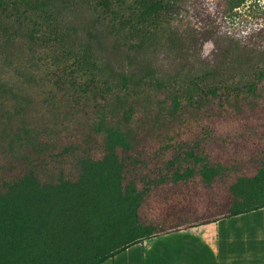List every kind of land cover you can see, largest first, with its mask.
I'll list each match as a JSON object with an SVG mask.
<instances>
[{"label":"trees","instance_id":"16d2710c","mask_svg":"<svg viewBox=\"0 0 264 264\" xmlns=\"http://www.w3.org/2000/svg\"><path fill=\"white\" fill-rule=\"evenodd\" d=\"M258 1L224 0L229 11ZM76 2L88 6L100 29L82 28L88 40L65 27V4L52 10L39 0H0L1 49L19 31L43 48L26 62L0 66V106L30 81L60 124L30 131L2 125L0 148L24 169L0 175V264H100L177 229L152 220L144 208L152 191L168 182L197 177L209 187L230 179L229 201L216 219L264 208V150L231 152L213 125L261 105L264 45L254 39L264 38V28L221 36L206 23H192L190 0ZM107 36L134 59L166 51L186 56L167 72H115L97 60L95 45L101 49ZM211 37L226 38L228 47L215 43L216 57L203 59L194 45ZM192 55L202 62L188 66ZM0 61L12 63L6 53ZM253 159L261 166L246 176Z\"/></svg>","mask_w":264,"mask_h":264},{"label":"rangeland","instance_id":"374dc122","mask_svg":"<svg viewBox=\"0 0 264 264\" xmlns=\"http://www.w3.org/2000/svg\"><path fill=\"white\" fill-rule=\"evenodd\" d=\"M39 2L45 3L52 10H58L61 4H65V7L69 6L70 11L60 12V14L67 20L65 27L79 29L77 34L82 40L89 38L82 30L87 25H94H91L93 31L100 30L97 28L98 25H95L93 15L86 4L78 6L76 0H39ZM190 4L189 15L192 23L197 25L200 22L206 23L221 36L226 34L236 37L248 36L259 28H264V0L257 3L246 2L231 11L226 8L224 0H190ZM14 17L15 14L12 15V18ZM254 40L261 46L264 45L263 37L258 36ZM215 43L223 50L228 47L226 38L211 37L209 40L199 41L194 45V49L203 59H214L216 57ZM99 44L101 49L95 45L98 62L100 65L109 64L115 72L141 71L143 67L167 72L174 64L177 65L178 61H183L186 56L166 51L162 52L161 57L148 54L135 55L134 59L127 54V49L116 47L112 37L101 38ZM41 52H43L42 46L32 45L19 31L5 50L0 47V60L2 53H6L12 63L5 65L0 61V66L10 68L15 62L22 60L26 62L29 55H38ZM200 62L202 60H198L196 55L186 57L188 66H197ZM13 80H15L14 76L8 80L10 85L13 84ZM20 86L23 88H18L14 97L6 98L1 103L0 130L5 122L11 126V129L22 126L27 131L39 130L42 127L47 130L56 126L57 129L60 128L58 117L52 116L48 112V106L39 101L42 99V93L29 89L30 81L27 83L23 81ZM23 107H26V111L21 115L16 114ZM67 123L71 124L72 121ZM190 124L193 127V122ZM213 125L217 135L227 136L231 152L234 150L243 156H250L264 150V98L255 110L247 111L239 116L216 118ZM70 140L73 139L70 138ZM7 150L9 149L0 148V175L3 176L24 169V164L20 163L18 158H14L12 153H6ZM260 166L259 160L253 159L248 166L244 167V173L246 176H252L256 174ZM229 180L214 181L209 187L197 177L182 183H164L152 191L144 208L147 209L152 220L163 221L166 227L175 225L177 228L199 226L195 224L200 222L211 223V220L223 214V206L229 201Z\"/></svg>","mask_w":264,"mask_h":264},{"label":"crops","instance_id":"0c3cea01","mask_svg":"<svg viewBox=\"0 0 264 264\" xmlns=\"http://www.w3.org/2000/svg\"><path fill=\"white\" fill-rule=\"evenodd\" d=\"M100 264H264V208L169 230Z\"/></svg>","mask_w":264,"mask_h":264}]
</instances>
